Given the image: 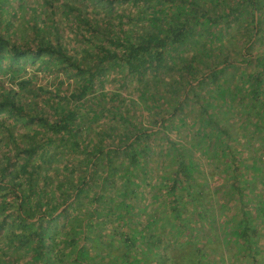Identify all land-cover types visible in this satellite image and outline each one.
Instances as JSON below:
<instances>
[{"label": "trees", "instance_id": "16d2710c", "mask_svg": "<svg viewBox=\"0 0 264 264\" xmlns=\"http://www.w3.org/2000/svg\"><path fill=\"white\" fill-rule=\"evenodd\" d=\"M91 1L104 6L99 15L63 5L102 35L81 48L48 15L30 19L27 37L10 31L16 16L0 21V63L44 54L45 67L75 74L71 88L50 89L0 76V112L35 125L21 142L0 118L13 140L0 157V228L11 227L9 247L19 251L0 264H223L221 244L209 240L234 228L241 256L251 227L232 222L230 205L241 161L261 150L243 158V142L231 148L233 116L221 114L239 110L250 128L254 113L260 139L247 144L264 141V96L244 86L264 71L250 67L264 57L255 48L264 46V0ZM235 69L248 80L236 83ZM109 70L122 89L134 82L132 94L103 91ZM238 86L245 94L234 107ZM201 156L224 168L217 215L198 184Z\"/></svg>", "mask_w": 264, "mask_h": 264}, {"label": "rangeland", "instance_id": "374dc122", "mask_svg": "<svg viewBox=\"0 0 264 264\" xmlns=\"http://www.w3.org/2000/svg\"><path fill=\"white\" fill-rule=\"evenodd\" d=\"M52 1L54 6L57 8V10L54 12H51L48 8L49 4ZM65 2H70L78 6L87 5L88 7L90 6L89 8L93 6V11H90L98 15L99 10L104 7L103 5L101 6V4L94 5L91 0H87V2L83 0H21V3L19 4L18 0H4L3 3L0 4V21L3 22V20L5 19L16 16V20H10L8 24L10 31L14 30L19 37H27V35L32 34L33 31V25L32 22H30V19L36 17L35 20L37 22H41L45 18L43 17V15H48V17H51L53 20H55V23H57L61 27V33L62 35H64L63 39L72 48H81L84 43H95V39L100 38L102 35H96L95 33L93 34L90 31V28L85 26L83 22H74L71 14L68 15L63 9V5ZM35 10L37 14L34 13ZM50 21L47 23V31L51 26ZM74 27H76L77 30H74ZM78 31L85 32V35L80 34ZM255 48H257L260 53L264 54V46L258 44ZM243 53L246 54L245 52ZM45 58H47V55L44 54L36 55V57H25L24 60L18 61L13 65L9 64V60L4 59L0 63V76L5 78L6 83L14 84L15 86L17 79L20 80L24 77L31 76L37 84L33 86L31 82L29 85L30 88H35L36 86L42 85L50 89L59 87L62 84L71 88L75 80V74L73 72H68L66 69H62L60 65H55V68L58 69H55L54 67L52 69V63L48 67H45L43 64ZM262 60L263 61L260 64H253L250 65V67L256 70L264 68V57L262 58ZM231 69L232 68H229L228 70ZM236 70L237 69L231 72L233 73V75H235L233 78L236 77V80H238L236 83L240 84V80H248L245 78H239L237 76ZM246 73L248 74L249 71ZM12 78L14 80H12ZM253 80L255 81L250 82L249 85H244L245 89H255L264 96V71L262 72V74H260V76H258V78L254 77ZM105 82L106 83L103 86V91L105 92H113V90L117 89L119 92L132 94V90L134 88V82H132L131 80L127 82L126 86L123 89L118 87L117 82L115 81V74L112 70H109L106 74ZM241 89L242 87L238 86V88L234 90L235 93L234 96H232L234 100V107H237L240 102V99L238 98L239 95L245 94V91H242L243 89ZM194 110H196V108ZM229 115L233 117L230 118L231 120L228 119L226 121L225 126L230 134L233 135L231 137V141L233 142L231 144V148H235L237 145L240 148L241 142H243L241 150V153L243 154H240V156H243V158L251 157L250 155L252 153L249 154V150L254 151L256 149L255 152L257 151V149L261 150L259 153H257L256 160L244 161L243 159V161H241L242 163H240L239 165V178L241 180L238 185L239 188L233 184L236 187V190H239V192H235L236 194L234 195V201L231 202L230 205V209L234 208L235 212L232 216V222L236 224L238 223L240 225L245 224L247 228L251 227L250 232L246 230L247 235L245 238V241L249 244V246L247 248V252L242 255L240 254L241 256L238 255V251L240 252V248L238 246L239 242L237 239L238 235L236 234L238 228H234L230 232L228 231L229 236H227V238L219 237V239L215 242L213 240H209V243H215V245L221 244L222 259L219 256L220 253L215 256V259H221L223 264H264V141H262V143L260 144L256 143V148L249 147L247 144L248 142H253V140H255V137L257 138V140L260 139V135H257L254 132L257 130H261V127L260 124H256L257 122H254L256 121V117H258L254 113H251L249 115L251 119H248L249 117L246 118L247 120H250V123H253V125L250 126L251 129L245 126L244 123L241 124L240 119L241 117L245 116L243 115V112L239 110H233L230 107L227 111L221 114V119H225ZM0 118L4 124L8 123L12 125L11 130L21 142H25V140H28L27 132L35 128L34 124L23 122L21 120H18L14 115H6V113L4 112H0ZM244 120L245 117L242 118V121ZM92 125L96 126L95 122H92ZM1 127L2 126L0 125V128ZM7 145H13V140L7 133V131L4 128H1L0 157H3V154L6 150L5 147H7ZM246 145L248 147H246ZM237 150L238 149H234L235 155L238 153ZM228 154L231 155V153L229 152ZM223 156L221 157L220 161L223 160ZM200 161V168L197 174L199 178L198 184L202 185L201 195H203V197H207V203L210 204L213 212L215 213V215H217V213H219V210L221 209V204L224 205V202L220 203L214 186L223 180L224 168L222 167V165L214 166V164H212L211 162H207L206 158L202 156ZM244 162L246 163L244 164ZM234 182H236L235 178ZM1 207H3L2 203L0 204V208ZM10 228V226H4L0 228L1 262V259L8 257L11 258L12 256H15L16 253H19V251L11 252L10 250V244L8 241V234L11 232ZM252 229H255V231L253 232Z\"/></svg>", "mask_w": 264, "mask_h": 264}]
</instances>
